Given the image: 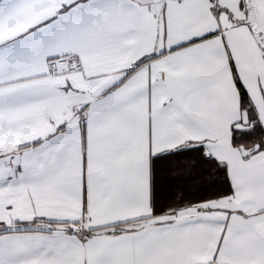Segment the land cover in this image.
Here are the masks:
<instances>
[{
  "label": "snow or ice",
  "instance_id": "6c2138e0",
  "mask_svg": "<svg viewBox=\"0 0 264 264\" xmlns=\"http://www.w3.org/2000/svg\"><path fill=\"white\" fill-rule=\"evenodd\" d=\"M0 264H264V0H0Z\"/></svg>",
  "mask_w": 264,
  "mask_h": 264
}]
</instances>
